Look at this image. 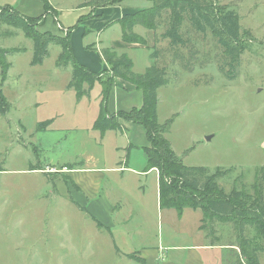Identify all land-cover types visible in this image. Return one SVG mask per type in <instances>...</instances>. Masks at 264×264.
Masks as SVG:
<instances>
[{
  "label": "rangeland",
  "instance_id": "rangeland-1",
  "mask_svg": "<svg viewBox=\"0 0 264 264\" xmlns=\"http://www.w3.org/2000/svg\"><path fill=\"white\" fill-rule=\"evenodd\" d=\"M87 1L48 0L49 14L55 16L57 10V20L64 27L72 31L80 25L84 30L86 24L77 22L79 16L94 15ZM216 1L236 9L247 38L236 76L229 79L219 71L222 49L208 31L196 33L185 22L186 44L170 48L159 35L164 29L161 22L153 43L159 50L157 64L166 67L167 83L156 90L157 120L162 123L173 116L165 137L185 166L202 167L207 174L224 171L217 182L226 192L244 186L253 194L257 178L264 196V0ZM41 3L0 0V13L5 7H19L37 14ZM151 4V0H122L114 7L126 12ZM119 35L115 23L100 33L85 32L83 44L81 31H72V53L77 61L92 62L95 56L101 64V48L119 40ZM88 42H96L92 48L101 45L100 54L84 49ZM0 46L7 50L10 63L0 84L8 106L0 112V264H142L141 256L151 264L149 252L154 247L162 250L170 243L198 242L215 245L203 251L205 264H247L238 248L241 230L233 221L205 218L200 226L206 236L198 238L201 210L184 208L178 216L172 208L160 209L153 173L146 177L127 171L97 173L98 191L84 189L77 196L71 188L75 183V173H69L72 169L87 165L103 172L101 168L119 159L141 156L143 149L131 146L125 131H118L114 138L111 130L104 135L91 127L98 115L100 84L96 82L78 97L67 83L70 65H56L58 44L48 45L41 62L31 64L33 40L21 28L0 22ZM151 50H125L135 73L144 72L152 63ZM45 120L50 122L38 127ZM104 190H112L110 201L123 204L108 212L113 227L108 226L103 207L101 216L94 213L102 226L90 217L92 206L102 202ZM124 197L135 203H124ZM141 203L147 212L144 218L138 210ZM243 235L250 239L245 252L247 247H260L256 255L264 264V241L256 228L245 227ZM186 253L185 249L165 250L164 261L182 262Z\"/></svg>",
  "mask_w": 264,
  "mask_h": 264
},
{
  "label": "trees",
  "instance_id": "trees-1",
  "mask_svg": "<svg viewBox=\"0 0 264 264\" xmlns=\"http://www.w3.org/2000/svg\"><path fill=\"white\" fill-rule=\"evenodd\" d=\"M122 0H88L85 4L93 11L101 6L115 5ZM149 7L122 14L115 21L121 25V36L125 42L144 45L142 36L134 32L133 28L140 25L154 31L163 22L164 29L160 37L167 39L168 47L183 46L187 38L182 33L185 22L192 31L205 34L209 32L215 39L216 45L222 49L223 63L219 71L224 76L233 79L236 76L239 57L246 49L247 41L241 32L240 18L236 11L228 4L218 3L216 0H151ZM44 12L39 16H29L13 8L5 7L0 13V22L14 25L33 40V56L31 64L41 62L47 54L50 44L60 46L56 65H70L72 68L68 86L73 87L79 97L90 90L96 82L101 85L98 115L91 127L101 134L107 130L125 131L124 126L118 121L121 117L132 123L144 127L148 145L142 147L147 156L146 170H158V200L160 209L173 208L176 215L180 216L184 208L200 209L203 217L220 221H233L241 230L239 235V251L244 254L247 264H260L256 251L258 246L247 247L249 238L245 237V227L256 228L261 241H264V196L262 184L255 179L252 186L254 193H250L244 186L241 189L231 188L226 192L217 182L224 171L217 169L207 174L202 167L185 166L181 159L174 154L169 140L165 134L169 131L173 116L166 118L162 123L157 120L158 97L156 90L167 83L165 78L166 67L158 65L159 50L152 46L150 57L152 63L144 72L135 73L132 69V60L125 53H120L112 48H101L103 59L109 69L99 72L91 70L79 63L72 51L70 43V28L63 35L53 34L50 31H39L38 26L43 24L46 15L50 12L48 0H42ZM10 9V10H9ZM87 15H84L86 17ZM83 17V16H82ZM79 18V21L84 17ZM88 17V16H87ZM156 40V39H155ZM7 50L0 47V84L5 80L10 63L7 60ZM227 67V68H226ZM119 77L133 83L142 92L143 101L140 107L129 110H117L116 114L108 111L107 101L113 81ZM8 109L6 99L0 87V112ZM50 122L45 120L38 125ZM132 146V145H131ZM264 168L262 167L261 171ZM79 206V204H77ZM85 211V208L79 206ZM97 226L101 222L90 214ZM201 227V226H200ZM202 228V227H201ZM142 264H146L142 258Z\"/></svg>",
  "mask_w": 264,
  "mask_h": 264
},
{
  "label": "crops",
  "instance_id": "crops-1",
  "mask_svg": "<svg viewBox=\"0 0 264 264\" xmlns=\"http://www.w3.org/2000/svg\"><path fill=\"white\" fill-rule=\"evenodd\" d=\"M42 4V11H40L37 14H29L24 12L23 10L19 9V7H15V9L19 10L20 13L22 14H26L29 16H39L41 13L44 12V8H43V3ZM88 7V6H87ZM90 8V7H89ZM139 9H143V8H135V9H130V10H117V7L114 5L112 6H101L100 8H97L95 10H93V14L92 16L89 17H84L85 14L79 16L80 17H84V19L79 21V18L77 20V22L79 24H81L83 26V24H86V27L84 30H82V27L80 25H77L76 28L72 31L78 30L79 32L81 31V37H82V43L84 44V36H85V32H89V31H95L100 33L103 29H105V27H109V26H114L115 23H117L120 27V39L117 40L115 39V41H113L110 46H108V48H112L115 51H118L120 53H125L127 54V51L129 48L131 49V47H152L154 46V30L149 29V28H143L140 25H136L134 26L133 30L134 32H136L137 34H139L140 36H142L145 40V44H139V43H135V42H125L122 39L121 36V25L119 22H116L115 19L121 17L122 14L125 13H130L133 12L135 10H139ZM101 16V17H100ZM82 17V18H83ZM100 17V18H99ZM99 18V19H98ZM3 23V22H1ZM55 24V25H54ZM88 25L90 26V28L88 27ZM138 27H141V30H139ZM67 28L64 27L62 25V23L59 22V20H57V10H56V15L54 16L53 14H47L45 17V20L43 22V24H41L40 26H38V30L40 31H50L53 34H58V35H63L64 31ZM70 31V32H72ZM98 39V38H96ZM100 40V39H99ZM101 41V40H100ZM70 43H71V38H70ZM96 42H88V44H85V46L83 47L84 49H89V50H97V52H99V49L102 47L101 45L100 48H92L94 47ZM1 47V46H0ZM104 47V46H103ZM3 48V47H1ZM5 49V48H4ZM73 50L72 47V43H71V51ZM100 54V52H99ZM74 55V53H73ZM76 56V53L74 55V57ZM128 56V54H127ZM99 58V62L102 59V63H98L97 58L94 56L93 61H83L81 59H78V62L83 64L85 67H89L91 70L95 71V72H99L103 69H109L107 63L105 62V60L103 59V56H101L100 54ZM129 57V56H128ZM130 58V57H129ZM77 60V58H75ZM132 60V58H130ZM102 66V67H101ZM133 68V67H132ZM113 85L110 89L109 92V96H108V101H107V108L108 111L116 114L117 110H129L132 107H140L143 101V96H142V92L139 88H136L135 85L133 83H130L128 81H125L119 77H116V79L113 81ZM100 89H101V85H100ZM100 89H97V92L100 93ZM118 121L122 124V126H124L125 128V132H126V137L127 140L130 142V145H136L139 148H142L144 146L148 145V141L146 140V135H145V130L144 127L141 125H138L136 123H132L130 121H127L121 117L117 118ZM93 123V122H92ZM112 135L117 136V131L111 130ZM114 131V132H113ZM108 133V130L106 132H104V135ZM124 147V145L121 147V149ZM119 146H117V148L115 147V149L118 150ZM114 149V150H115ZM143 149V148H142ZM143 153V152H142ZM146 162H147V156L145 155V153L141 154V156L138 157H134L131 156L129 158H126L124 160H117L115 161V165H110L108 167H104L101 168L103 172H99V171H93V170H100L99 168H92V167H86L87 165L84 166H80L77 168L72 169V171H70L69 173H72L75 177L74 181V186H71V188H73V190L75 191V193L77 194V196L80 197V195L82 196V192L84 189L86 190H90V191H98L99 187V177L97 175V173H104V171H127L130 172L133 176L134 175H140V176H148L149 174L154 175V180L156 185L158 184V170H156L155 168H150L149 170H146ZM88 178V180H87ZM87 180V183H85ZM75 188V189H74ZM102 193V202L99 203V205H93V209H92V214L94 217L95 214L97 215H102L103 214V210L102 207L104 208V210L107 212L106 213V217H108V221H109V225L110 227L114 226V219L109 217V213H113L114 211V207L117 206V210L120 207V205H123L121 202L120 203H114L112 201H110L109 196L112 195V190H104L101 191ZM100 194V193H99ZM143 198V196H142ZM84 200V198H83ZM157 200H158V185H157ZM85 201V200H84ZM132 202L135 203V201H133L132 199H127L124 197V203L127 204H131ZM137 202V201H136ZM158 206H159V200H158ZM160 208V207H159ZM173 209V208H172ZM138 210H139V214L143 215V218L146 217L145 213L147 214V212L145 211L144 205H142V203L140 205H138ZM109 212V213H108ZM183 212V211H182ZM95 213V214H94ZM182 214V213H181ZM180 214V215H181ZM128 216V215H127ZM142 217V216H141ZM129 218L125 217L124 219ZM131 218V217H130ZM202 218V217H201ZM201 218L199 219V223L197 225V229L199 232V236L198 238H202L204 239V237L206 236V233L203 232L204 230L200 227L201 224ZM109 229V227H107ZM188 235H182V237L188 238ZM215 245L214 244H208L205 242H198L196 244H186V245H177L174 243H170V245H166L161 248L156 249L154 247V249H151V251L149 253H151L149 259L151 261V264H155L156 262L154 260H165L164 259V251L165 250H175V251H180L181 249H185L187 251L186 255L183 258L182 262H177L175 260V258L173 259H169L166 260L164 262H161V264H205L204 259H202L203 257V251L204 250H208L213 248ZM142 258L145 257L141 256Z\"/></svg>",
  "mask_w": 264,
  "mask_h": 264
}]
</instances>
